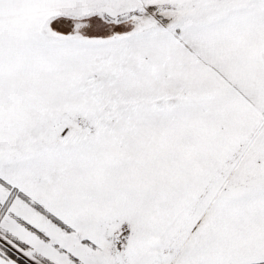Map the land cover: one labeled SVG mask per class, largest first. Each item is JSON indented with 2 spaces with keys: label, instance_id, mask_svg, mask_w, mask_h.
Wrapping results in <instances>:
<instances>
[{
  "label": "snow or ice",
  "instance_id": "6c2138e0",
  "mask_svg": "<svg viewBox=\"0 0 264 264\" xmlns=\"http://www.w3.org/2000/svg\"><path fill=\"white\" fill-rule=\"evenodd\" d=\"M0 264H264V0H0Z\"/></svg>",
  "mask_w": 264,
  "mask_h": 264
}]
</instances>
